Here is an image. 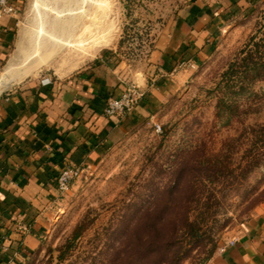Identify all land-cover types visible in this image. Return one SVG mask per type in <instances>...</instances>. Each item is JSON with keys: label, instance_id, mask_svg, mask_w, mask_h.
<instances>
[{"label": "rangeland", "instance_id": "1", "mask_svg": "<svg viewBox=\"0 0 264 264\" xmlns=\"http://www.w3.org/2000/svg\"><path fill=\"white\" fill-rule=\"evenodd\" d=\"M186 2L24 0L16 44L0 63L1 91L66 79L114 50L142 68ZM23 34L36 40L25 60L17 57ZM30 59L38 62L14 79L6 73L11 64L23 70ZM178 65L168 78L183 71L185 78L164 90L151 115L118 138L98 165L83 168L69 191L57 189L40 246L25 264H102L128 206L150 200L194 159L215 172L199 176L205 187L192 216L200 228L184 241L183 264H208L264 207V10L233 17L206 59Z\"/></svg>", "mask_w": 264, "mask_h": 264}, {"label": "crops", "instance_id": "2", "mask_svg": "<svg viewBox=\"0 0 264 264\" xmlns=\"http://www.w3.org/2000/svg\"><path fill=\"white\" fill-rule=\"evenodd\" d=\"M23 3L16 0L21 11ZM254 9L264 10V0H187L142 68L114 50L66 79L32 80L0 91V264H25L39 248L59 174L98 165L118 138L151 115L165 89L182 82L185 71L168 78L176 66L206 59L233 17ZM18 27V17L0 21V63L16 44ZM131 83L145 94L142 103L132 113L108 118V99L120 97ZM19 222L28 233L17 230ZM208 264H264V207Z\"/></svg>", "mask_w": 264, "mask_h": 264}, {"label": "trees", "instance_id": "3", "mask_svg": "<svg viewBox=\"0 0 264 264\" xmlns=\"http://www.w3.org/2000/svg\"><path fill=\"white\" fill-rule=\"evenodd\" d=\"M249 70L252 72L251 67L246 69ZM237 92L230 91V95ZM201 164L195 159L182 164L173 172L174 181L163 190L155 189L150 200L128 206L111 230L109 238L113 245L105 252L102 264H183L184 241L200 228L192 216V211L201 203L198 194L205 187L199 176L205 172L204 177L209 179L215 172ZM3 240L0 235V243ZM211 256L212 252L206 261Z\"/></svg>", "mask_w": 264, "mask_h": 264}, {"label": "built area", "instance_id": "4", "mask_svg": "<svg viewBox=\"0 0 264 264\" xmlns=\"http://www.w3.org/2000/svg\"><path fill=\"white\" fill-rule=\"evenodd\" d=\"M18 13L19 7L16 4V0H0V21L5 17H17ZM177 67H182V65L180 64ZM176 71L177 68L173 71V74ZM44 83H50V81L48 80ZM144 96L145 94L137 85L128 84L120 97L108 99L105 114L108 118H116L132 113L142 103ZM156 126L158 130H161L160 126ZM83 170V168L76 167L65 168L58 176L57 189L60 192L69 191L73 181L81 176ZM17 230L22 234H26L29 232V227L25 223L19 222ZM233 243L234 241L231 242V244Z\"/></svg>", "mask_w": 264, "mask_h": 264}, {"label": "bare ground", "instance_id": "5", "mask_svg": "<svg viewBox=\"0 0 264 264\" xmlns=\"http://www.w3.org/2000/svg\"><path fill=\"white\" fill-rule=\"evenodd\" d=\"M61 21V20H60ZM62 26V25H61ZM25 30V29H24ZM27 32V31H26ZM28 32H30L29 30H28ZM31 34V33H30ZM27 35L25 34H23V36H22V39L20 40V44L18 45L19 46V48H18V53H17V57L18 56H21V57H23L24 58V60L25 59H28L31 55H33L32 53V48H35V46H36V44H35V42H36V40H34L35 42H33L32 41V37L29 39V37H26ZM61 47V46H60ZM56 48V47H55ZM30 52H32L31 54H30ZM36 56V55H35ZM34 56V57H35ZM15 59V58H14ZM20 60V59H19ZM22 61H23V59H22ZM38 62V60H36L35 62H32V60L30 59V63L23 69V70H17V68H15L14 66V64H11L10 66H9V68L6 70V73L7 74H9L11 77H13V79L20 73V72H22V71H24V70H28L30 67H32L34 64H36ZM21 63V62H20ZM14 65V66H13ZM18 66V65H17ZM8 67V66H7ZM19 67V66H18ZM5 72V71H4ZM4 73H2L1 75H0V91H1V89L6 85L5 84V78H4ZM6 75V74H5ZM8 83V82H7ZM9 85V84H8Z\"/></svg>", "mask_w": 264, "mask_h": 264}]
</instances>
